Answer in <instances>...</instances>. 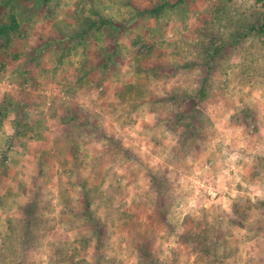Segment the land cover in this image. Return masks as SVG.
<instances>
[{"label":"rangeland","instance_id":"374dc122","mask_svg":"<svg viewBox=\"0 0 264 264\" xmlns=\"http://www.w3.org/2000/svg\"><path fill=\"white\" fill-rule=\"evenodd\" d=\"M0 20V264H264V0Z\"/></svg>","mask_w":264,"mask_h":264},{"label":"trees","instance_id":"16d2710c","mask_svg":"<svg viewBox=\"0 0 264 264\" xmlns=\"http://www.w3.org/2000/svg\"><path fill=\"white\" fill-rule=\"evenodd\" d=\"M11 19H12V23H13V25L17 23V22H16V17H15V15H14L13 13L11 14ZM2 21H3V20H0V25H1ZM0 27H1L0 29H2V28H6V26H0ZM12 28H14V27H12ZM252 29H253V31H257V30L264 31V26L260 27V29H258V28H256V29H255V28H252ZM201 95H205L204 91L201 92ZM12 137H14V136H6L7 140H11V139H13Z\"/></svg>","mask_w":264,"mask_h":264},{"label":"crops","instance_id":"0c3cea01","mask_svg":"<svg viewBox=\"0 0 264 264\" xmlns=\"http://www.w3.org/2000/svg\"><path fill=\"white\" fill-rule=\"evenodd\" d=\"M7 135H12V132L10 133V132H8V134Z\"/></svg>","mask_w":264,"mask_h":264}]
</instances>
